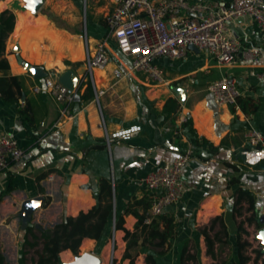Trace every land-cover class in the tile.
Listing matches in <instances>:
<instances>
[{
    "label": "crops",
    "instance_id": "0c3cea01",
    "mask_svg": "<svg viewBox=\"0 0 264 264\" xmlns=\"http://www.w3.org/2000/svg\"><path fill=\"white\" fill-rule=\"evenodd\" d=\"M100 1L104 14L102 23L92 24V37L85 28L93 44L106 34L105 17L110 6ZM13 2L0 0V13L10 9L16 15L3 56L10 63L6 73L20 76L28 93L19 99L18 106L0 97V134L13 133L25 150L24 156L0 175L3 230L14 231L21 224V219L9 225L5 221L18 215L26 199L36 196L45 197L43 206L33 215L36 228L53 227L66 215L76 216L91 209L98 202L102 177L112 179L115 214H122L131 200L150 193L142 178L191 147L193 157L183 172L190 190L181 201L166 209L174 213L178 233L166 253L156 255V264H181L185 245L195 260L211 264L213 258L207 253L202 230L209 227L217 215H223L228 226V241L234 238L236 244L233 209L238 188L255 194L257 218L264 211V149L251 147L244 140L245 133L252 128L264 133V81L259 78V73L264 71V53L257 62L238 61L220 68L206 51L189 47L185 58L161 56L157 59L166 81L154 83L142 73L131 72L129 60L113 44L111 63L105 68H96L92 82L82 78L85 34L55 28L43 16L13 8ZM21 14H24L23 26L18 31ZM230 28L245 44L263 43L260 31L250 21L243 26L231 23ZM18 54L32 66L43 67L47 74L60 76L67 70L78 73L82 88L80 91L78 88L68 114H61L62 104L51 95L34 91L35 85L43 84L44 77L36 79L19 61ZM117 68L122 72L120 78L114 74ZM225 74L237 79L242 93L239 107L218 105L208 89L210 83ZM2 75L4 71H0ZM89 82L93 96L83 99ZM177 87L185 90L184 103L175 93ZM169 98L177 100V110H165ZM252 104L256 109L253 110ZM26 107L33 114L32 122L21 117L19 109ZM188 117L198 137L184 125ZM132 125L142 126L141 132L132 139L107 141L105 126L112 132ZM234 176H239L240 182L230 183ZM136 222L133 214L125 215L127 229L134 230ZM110 235L116 239L118 262L129 264L128 259L122 261L126 249L125 231L116 230L113 225L100 242L86 238L81 253H94L105 264ZM137 263L146 264L145 254Z\"/></svg>",
    "mask_w": 264,
    "mask_h": 264
},
{
    "label": "built area",
    "instance_id": "2783aa9c",
    "mask_svg": "<svg viewBox=\"0 0 264 264\" xmlns=\"http://www.w3.org/2000/svg\"><path fill=\"white\" fill-rule=\"evenodd\" d=\"M110 9L105 17L106 34L96 42L85 33V59L83 79L93 82L96 68H105L112 61L115 44L120 53L129 60L128 69L146 76L154 83H164L166 77L157 63L161 56L182 59L190 45L206 51L220 67L232 66L238 61L257 62L264 53V0H230L229 4L208 0H104ZM254 23L263 37L261 45L245 44L233 34L230 24ZM117 78L122 76L119 68L114 70ZM47 74L43 84L35 85V92H46L62 104L61 114H68L77 91H71L59 79ZM264 81V71L259 73ZM215 102L220 106L239 107L241 90L236 77L222 75L208 86ZM184 120V119H183ZM186 120V119H185ZM141 125H132L109 132L105 126L108 142L111 139L130 140L141 132ZM251 147L264 149V133L252 128L244 135ZM188 148L179 157L163 164L142 178L150 191L155 217L181 201L190 190L183 177L184 167L193 157ZM25 154L13 133L0 134V175L12 162ZM113 235V252L116 249ZM113 255L112 263L113 264Z\"/></svg>",
    "mask_w": 264,
    "mask_h": 264
},
{
    "label": "trees",
    "instance_id": "16d2710c",
    "mask_svg": "<svg viewBox=\"0 0 264 264\" xmlns=\"http://www.w3.org/2000/svg\"><path fill=\"white\" fill-rule=\"evenodd\" d=\"M23 19L24 14H21L18 31L23 26ZM15 21L16 15L12 10L5 9L0 13V71L5 72V75L0 76V97L6 102L18 106L19 99L24 94L27 95L28 92L20 76L8 75L6 73L10 69V63L3 56L7 39L15 27ZM81 88L82 85L79 91ZM92 96L93 86L89 82L82 98L86 99ZM252 105L253 110L256 109L257 106L255 104ZM178 107L177 100L169 98L166 102L165 110L171 109L175 111ZM19 110L21 117L32 122L33 114L29 113L28 107ZM184 125L188 126L191 133L197 136L196 131L192 127V119L190 117L187 118ZM238 182H240V177L234 176L230 183L235 184ZM237 192L233 209L237 224V260L231 264H264V252L262 249H254L256 256L252 260L251 256L247 254V249L251 246V243L243 238V234L246 233L245 225L257 222L258 219L255 211L256 196L250 190L242 187H239ZM97 199V204L91 209L81 211L76 216L66 215L53 227L36 228V226L32 225L26 228L24 245L35 247L38 245V242H41L43 246L38 260L34 264H64L61 261V253L63 251L70 250L75 256L79 255L81 245L86 238L100 242L107 236L111 225L116 230L123 229L125 231L126 249L122 261L128 259L129 264H138L137 261L142 254H145L146 264H156V255L166 253L171 247L172 240L178 233V222L173 212L165 211L155 217L150 215L149 210L152 206V196L150 193L141 199L136 198L131 200L124 213L115 214L112 179L102 177L99 183ZM126 214H133L137 218L134 230H129L124 226ZM216 227H218L217 230ZM36 229L39 235L35 232ZM202 233L205 237L207 253L215 259L217 245L227 243L230 235L223 215L214 217L210 226L205 227ZM108 237L110 238V236ZM195 258V256L188 252L185 245L181 253V264H186L187 261ZM113 264L121 263L118 262L117 258H114Z\"/></svg>",
    "mask_w": 264,
    "mask_h": 264
},
{
    "label": "rangeland",
    "instance_id": "374dc122",
    "mask_svg": "<svg viewBox=\"0 0 264 264\" xmlns=\"http://www.w3.org/2000/svg\"><path fill=\"white\" fill-rule=\"evenodd\" d=\"M13 8L19 10H30L34 15L43 16L49 25L68 31L70 33L85 34V28L88 34L92 37L93 25H99L102 23L103 10L101 9L102 1L100 0H43L44 3L41 8L34 13L26 0H13ZM93 37H97L93 35ZM52 72V71H51ZM264 211L259 215L257 222L252 224H246V233L243 234V238L251 243V246L247 249L252 260L255 258L256 253L254 249H264L262 239L258 238L259 230L264 226L261 222ZM18 217V218H17ZM19 213L14 214L6 219L5 224H10L13 220H20ZM21 224L13 231L8 232L3 230L4 227L0 225V264H34L38 260L39 253L42 251V243L38 242V245L31 247L24 245L25 232L21 230ZM234 230V226H233ZM39 235V232H37ZM114 234V233H113ZM32 240H34L31 237ZM109 250L107 253L108 261L105 264L112 263L113 258H117L118 246L116 245L115 252H113V235H110L108 240ZM97 250V248H95ZM80 254L81 253L80 251ZM69 255V256H68ZM65 252L61 253V261L63 263L71 262L75 259V255ZM68 256V257H67ZM237 260V250L234 238L227 243H222L216 247V256L211 264H231ZM251 260V261H252ZM186 264H203L199 260L190 259Z\"/></svg>",
    "mask_w": 264,
    "mask_h": 264
},
{
    "label": "water",
    "instance_id": "95a60500",
    "mask_svg": "<svg viewBox=\"0 0 264 264\" xmlns=\"http://www.w3.org/2000/svg\"><path fill=\"white\" fill-rule=\"evenodd\" d=\"M29 4L30 9L37 13V11L41 8L44 1L43 0H26ZM192 49L198 50L195 46L190 45ZM16 50L18 51L19 48L17 47ZM18 59L20 62H22L25 67L28 70H31L35 76L36 79H40L42 77H45L47 73L45 72L43 67H35L32 66L30 63L23 61L20 54H18ZM60 81L67 86L71 91H78V88L80 87L81 80L74 70H67L59 77ZM175 93L179 96V99L181 102L186 101V93L183 87H177L175 88ZM45 197L44 196H36L32 198L26 199L22 204V209L19 212V217L21 218L22 230H26L28 226L33 225V215L35 211L39 208H41L44 204ZM261 222L264 223V217H262ZM37 225V224H36ZM258 238L262 239V243L264 244V226L259 230ZM264 252V249H263ZM102 258L98 255L91 253V252H85L83 254H79L75 257V259L71 262H67L64 264H102Z\"/></svg>",
    "mask_w": 264,
    "mask_h": 264
}]
</instances>
